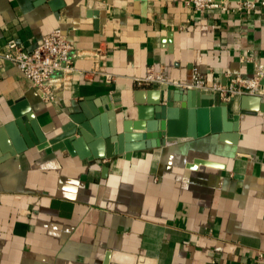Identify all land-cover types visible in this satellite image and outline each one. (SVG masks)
Returning <instances> with one entry per match:
<instances>
[{"label":"crops","instance_id":"crops-1","mask_svg":"<svg viewBox=\"0 0 264 264\" xmlns=\"http://www.w3.org/2000/svg\"><path fill=\"white\" fill-rule=\"evenodd\" d=\"M57 28L78 53L76 71L56 74L54 99L45 101L0 57V130L24 98L48 142L72 115L101 131L116 123L121 133L148 93L163 89L138 83L149 66L184 82L198 67L227 84L264 64V6L195 11L185 0H0V50L10 39L32 50ZM240 98L228 102L229 117L241 112ZM3 132L0 264H264L257 260L264 253V113L240 120L235 144L209 132L109 159L86 156L87 140L83 155L75 146L72 153L34 146L12 154Z\"/></svg>","mask_w":264,"mask_h":264},{"label":"water","instance_id":"water-1","mask_svg":"<svg viewBox=\"0 0 264 264\" xmlns=\"http://www.w3.org/2000/svg\"><path fill=\"white\" fill-rule=\"evenodd\" d=\"M229 109V103L219 94H206L190 89H157L148 93L145 103L138 105L135 120L124 121L121 133H117L116 123L111 131H101L93 129L84 121L83 116L72 115V122L48 142L22 98L12 108L14 120L6 124L0 133L7 131L12 139L15 148L11 151L12 154L34 146H52L72 153L71 147L75 146L83 155L81 146L87 140L90 153L86 156L92 159H109L118 153L127 152L129 156L134 150L161 147L168 142H183L209 132L220 133L222 141L235 144L239 137L240 120L250 111L262 115L264 102L260 96L243 95L240 98L241 112L229 117ZM194 117L198 119L196 126ZM76 134L81 138H75ZM198 163L213 165L211 162L196 160L195 165Z\"/></svg>","mask_w":264,"mask_h":264},{"label":"built area","instance_id":"built-area-1","mask_svg":"<svg viewBox=\"0 0 264 264\" xmlns=\"http://www.w3.org/2000/svg\"><path fill=\"white\" fill-rule=\"evenodd\" d=\"M185 4L195 11L238 9L240 11L253 10L264 6V1L241 0L235 6L228 0H185ZM78 56L74 45L57 28L43 37L42 42L32 50H27L15 39H10L0 50V57L13 63L19 72L37 88L45 101L54 99V94L49 87V81L56 75L70 77L75 71L74 59ZM101 72V70H99ZM97 69L89 73L94 74ZM106 74V73H105ZM108 80L112 76L106 74ZM264 64H257L255 74L251 77L240 74L231 77L227 84L211 78L208 73L202 72L198 67L192 70L191 80L184 82L171 78L163 69L149 66L146 76L139 79V84H154L163 89H190L200 90L206 94H219L226 102L243 95L260 96L264 101ZM258 261L264 260V253L258 254Z\"/></svg>","mask_w":264,"mask_h":264}]
</instances>
